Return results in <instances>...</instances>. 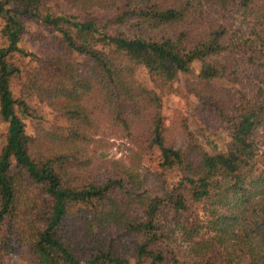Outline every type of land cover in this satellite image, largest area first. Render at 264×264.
<instances>
[{"label": "trees", "instance_id": "16d2710c", "mask_svg": "<svg viewBox=\"0 0 264 264\" xmlns=\"http://www.w3.org/2000/svg\"><path fill=\"white\" fill-rule=\"evenodd\" d=\"M33 19L48 34L29 51ZM0 38V264H264V0H0ZM15 53L38 115L12 93ZM179 74L191 110L230 126L225 151L162 114Z\"/></svg>", "mask_w": 264, "mask_h": 264}, {"label": "rangeland", "instance_id": "374dc122", "mask_svg": "<svg viewBox=\"0 0 264 264\" xmlns=\"http://www.w3.org/2000/svg\"><path fill=\"white\" fill-rule=\"evenodd\" d=\"M58 7L54 5L49 6V11L57 10ZM27 35L22 42L21 48H25L29 51H36V47L32 44L29 35H47L48 28L40 25V22L35 19L29 20L27 24ZM1 42V38H0ZM11 62L18 67V71L11 77V90L14 96L23 94L28 100V103L36 109V114L42 112V106L38 100L30 93H25L22 89V82L26 78L28 67L31 66L29 58L21 53H15L10 57ZM138 78L141 80L146 79V75L142 67L138 69ZM244 89H246L248 96L254 97L259 92V85L254 80L246 79L244 81ZM190 98L184 87V79L179 74L173 82V90L169 95V99L165 101L162 108V114L169 120L172 115V109L180 108L189 117V128L194 132L197 139L201 142L205 149L210 152H223L231 144V128L228 124H223L217 131L208 123V119L204 114L195 113L191 110ZM60 122V121H59ZM54 120L52 117L47 118V126L55 128L56 126L62 125L61 123ZM26 132L29 136L34 135L36 128V120L27 118L25 119ZM7 124L0 120V147L3 144L2 134L6 131ZM260 147L255 156L257 166H260L264 162V129H261L259 133ZM107 152L110 157L124 158L129 154L130 150L127 144L121 140H113L111 145L107 148ZM159 151L157 148H152L148 153L142 156V165L151 169L159 168ZM261 166L259 167V169ZM183 246L187 247L186 243Z\"/></svg>", "mask_w": 264, "mask_h": 264}]
</instances>
